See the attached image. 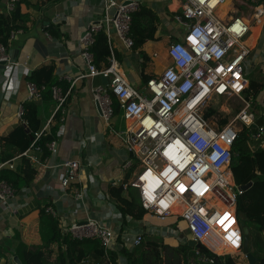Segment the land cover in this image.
Instances as JSON below:
<instances>
[{"label":"built area","instance_id":"obj_1","mask_svg":"<svg viewBox=\"0 0 264 264\" xmlns=\"http://www.w3.org/2000/svg\"><path fill=\"white\" fill-rule=\"evenodd\" d=\"M19 1L9 0L8 9L13 11ZM177 1L180 8L174 20L182 29V37L169 43L167 56L171 64L161 75L147 81V96L122 73L112 42L115 32L123 48L133 50L132 17L140 11L143 0H103V16L91 22L80 39L87 73L79 79H108L107 85L93 89L94 102L109 123L115 113V98L130 124L123 134L128 137L127 148L135 160L125 162L122 170L137 171L125 188L138 192L148 215L161 223L174 219L169 237L188 232V240L201 245L202 248L195 249V260H187V264H217L220 257L244 255V234L237 207L244 192L235 182L231 165L234 145L244 131L250 132L254 141L264 138L263 125L252 134L261 118L253 109L252 100L244 97L249 88L248 37L254 25L264 24V0ZM235 1L248 7L250 19L239 16V10H232L230 4ZM226 4L229 6L224 9ZM100 32L106 34L110 50L109 67L104 70L96 67L91 51ZM5 62H9V57L0 43V63ZM27 92L28 101H38L46 88L30 82ZM70 93L71 90L65 93L59 87L51 89L57 103L55 114L64 115ZM221 98H238L243 102V108L225 125L217 114L205 117L215 100ZM23 115L20 107L18 116L21 119ZM45 131L35 134L33 149L41 150L38 142ZM48 147L55 151L57 145L51 143ZM61 166L65 169L61 187L66 190L78 181L81 163L68 161ZM15 196L11 185L0 182V201ZM47 212L55 215L51 208ZM69 233L78 239L99 240L106 252L114 251L120 238L119 232L95 220L73 224ZM143 243L144 235L135 234L129 249Z\"/></svg>","mask_w":264,"mask_h":264},{"label":"crops","instance_id":"obj_2","mask_svg":"<svg viewBox=\"0 0 264 264\" xmlns=\"http://www.w3.org/2000/svg\"><path fill=\"white\" fill-rule=\"evenodd\" d=\"M102 4L103 0H20L10 11L9 0H0V41L6 40L4 46L9 57V62L0 63V173L12 171L22 181L15 190L14 199L0 201V264H12L14 257L20 259L24 247L42 244L39 225L40 212L44 208L53 209V217L59 219L62 233L71 236L69 228L73 224L95 220L119 232L128 246L135 234H143L144 241L151 239L153 243L161 238L165 246L189 241L182 235L168 236L175 226L174 219L161 223L147 213L140 220L125 217L111 195L112 188L122 186L123 196L128 195L125 185L133 180L137 168L127 172L122 170L125 162L135 160L127 148L128 137L123 134L130 126L123 112L117 109L107 123L94 102L93 89L107 85L108 81L105 82L104 77L79 79L87 73L81 57L80 39L90 23L103 16ZM16 5L21 12L19 18L14 15ZM232 5L233 11L238 10L235 4ZM142 7L158 18L156 40H148L141 48L127 51L112 32L115 56L122 73L139 91H144L147 81L161 75L171 64L167 56L169 43L165 45L166 49L159 48V42L165 39L163 33H168L170 42L182 37V29L174 20L180 8L177 0H143ZM248 44L251 50L248 73L258 72L255 83L264 87V24L251 28ZM157 58L158 65L154 63ZM44 67L54 68L55 87L65 93L71 90L63 116L55 114L57 103L50 93L45 92L41 100L33 101L40 131L46 130L48 135L56 128V139L52 142L56 143V150L51 151L48 147L51 154L46 159L43 150L32 147L22 156L8 157L15 152L5 147L4 139L24 125V115L20 119L18 110L20 107L24 110L30 102L27 92V84L32 82L30 77ZM250 99L261 118L264 115V89ZM255 142L259 143L258 148H264V138ZM68 161H79L81 169L78 181L64 190L61 183L65 169L61 165ZM114 248L119 252L120 243ZM82 264L112 263L109 259L96 263L88 258ZM119 264H123L121 257Z\"/></svg>","mask_w":264,"mask_h":264},{"label":"trees","instance_id":"obj_3","mask_svg":"<svg viewBox=\"0 0 264 264\" xmlns=\"http://www.w3.org/2000/svg\"><path fill=\"white\" fill-rule=\"evenodd\" d=\"M14 15L20 17L19 6L16 7ZM132 19L131 36L136 48H141L148 40H156V22L158 18L152 12L141 7ZM5 42L6 40L0 41L3 45H5ZM91 51L95 57V65L99 70L109 67L110 50L104 32L97 34ZM30 80L40 88L45 87L46 92L50 95H52L51 89L57 85L53 67H44L37 70L30 77ZM263 89V86L257 85L254 81H249V88L244 93V97L246 100H250L253 94L256 96ZM113 106L114 111L119 109V104L115 98H113ZM214 114H217V111L209 109L205 117L210 118ZM24 120L26 125L17 129L11 137L4 139L5 147L11 152H15V154L8 157L22 156L24 152L32 147L35 134L40 131L41 124L37 116V107L33 102H29L24 106ZM261 120L264 121V116H261ZM220 121L222 125L228 123L226 119ZM56 133V128H54L52 133L44 134L38 142V147L44 151L43 157L45 159L51 154L48 145L55 141ZM250 139L251 133L248 131H244L239 136L233 149L234 156L231 169L238 186L253 184L239 198L237 207L238 212L245 217V225L248 228H250L249 225H254V235L250 238L249 243L250 252L261 260L257 264H264V148L250 150L247 146ZM20 179V176L12 171L2 170L0 173V181L7 182L15 190L22 183ZM126 190L128 193L126 197L123 196V186L118 189L112 188L110 192L117 200L118 206L125 217L130 216L137 220L144 218L146 211L140 203L138 193L136 194V190L131 187ZM39 234L42 240L40 246L24 247L21 250L19 257L22 264H82L88 258H92L96 263H104L109 259L112 264H119L120 257L123 264H163L164 249L179 258L186 257L185 251L189 248V245H186L187 247L171 248L158 243L146 242L130 250L129 246L125 245L123 238L120 237V251L106 252L97 239H77L70 234H63L59 219L53 217L45 208L40 212ZM185 257L184 259H186ZM240 259L237 255H227L220 257L217 264H241ZM187 262L186 259V264Z\"/></svg>","mask_w":264,"mask_h":264},{"label":"rangeland","instance_id":"obj_4","mask_svg":"<svg viewBox=\"0 0 264 264\" xmlns=\"http://www.w3.org/2000/svg\"><path fill=\"white\" fill-rule=\"evenodd\" d=\"M235 6H236V9L239 10L238 12V15L239 16H244L245 18H249L250 15H251V12L248 10V7L246 6H241V3L235 1ZM234 6L232 5V8ZM232 16H234V13H232ZM176 27V25H174ZM168 33H163V35H165V39H163L162 41L159 42V48H161L162 46L165 47L166 49V46L167 43H170V39L167 38L168 36H166ZM167 39V40H166ZM169 45V44H168ZM168 47V46H167ZM154 63L156 65L159 64V58L157 59H154ZM249 79L250 81H254V82H257V76H258V72H255V70L252 72V71H249ZM141 94H143L144 96H147V94L143 91V89L140 91ZM213 110H216L217 111V115L218 116V119L219 120H224L226 119L228 122H230L231 120H233L235 118V116L239 113V111L243 108V102L238 99V98H221V99H216L215 102L212 104V107H211ZM253 109L256 111L257 110V106L255 107L254 103H253ZM258 113V112H257ZM258 144L257 142H255L252 138L247 142V146L250 150L254 151V148H258ZM250 228H249V236L250 238L253 237L254 235V225H249ZM183 237H185L186 239L189 238V233L186 232V233H183L182 235ZM159 245H165L164 243V240L161 239V238H157V240H155ZM148 243V242H152L151 239H147V241H144V243ZM186 245H189L188 243L186 242H181L179 245L177 246H173V245H167L171 248H177L179 246H186ZM187 247V246H186ZM197 247H190L185 251V255H186V259L187 260H190V259H194L196 258V255H195V249ZM237 256H239V258H241L239 261L241 264H248V260L245 258V256L243 254H238ZM184 257H175L172 255L171 252H169L168 250H165L163 251V264H186V259H184Z\"/></svg>","mask_w":264,"mask_h":264},{"label":"water","instance_id":"obj_5","mask_svg":"<svg viewBox=\"0 0 264 264\" xmlns=\"http://www.w3.org/2000/svg\"><path fill=\"white\" fill-rule=\"evenodd\" d=\"M105 82H107L108 80L106 78H104ZM264 124V121L259 119L257 121V124L253 127L252 129V133L255 135L256 134V128L257 126H262ZM253 186L252 183L246 185V186H241L240 189L245 193L247 192L251 187ZM240 218H241V227L243 230V234H244V242H243V253L246 256V259L248 260V264H257L259 263L261 260L256 258L251 252H250V248H249V243H250V236H249V228L245 225L244 220L245 217L242 216L241 213H239ZM188 244L190 247L194 248H202L201 245L196 244L194 241L189 240ZM12 264H22V262L20 261V259L18 257H14L13 259V263Z\"/></svg>","mask_w":264,"mask_h":264},{"label":"bare ground","instance_id":"obj_6","mask_svg":"<svg viewBox=\"0 0 264 264\" xmlns=\"http://www.w3.org/2000/svg\"><path fill=\"white\" fill-rule=\"evenodd\" d=\"M227 6H229V4H226L223 8L226 9ZM236 127H237V128H240V126H239L238 124H236Z\"/></svg>","mask_w":264,"mask_h":264}]
</instances>
